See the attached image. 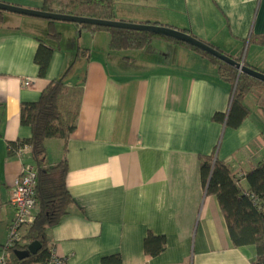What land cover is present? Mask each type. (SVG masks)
<instances>
[{"label": "crops", "instance_id": "crops-1", "mask_svg": "<svg viewBox=\"0 0 264 264\" xmlns=\"http://www.w3.org/2000/svg\"><path fill=\"white\" fill-rule=\"evenodd\" d=\"M0 1L31 9L43 3ZM112 9L111 20L187 30L264 73V45L249 41L264 34V0H115ZM79 25L55 21L60 38L54 41L46 19L3 12L0 252L15 214L11 186L22 163L33 164L31 153L21 160L9 148L31 136L20 121L21 105L37 101L72 64L66 87L83 79L65 152L73 203L47 229L49 249L66 264H253L256 247L232 245L218 201L202 185L200 165L202 157L213 156L247 188L242 175L264 161V86L244 97L247 116L228 127L213 116L227 114L231 85L194 49L156 37L121 53L110 48V31ZM41 41L52 49L43 76L34 59ZM81 49L87 53L79 55ZM45 145L48 162L58 163L64 141L49 138ZM149 233L165 238L155 256L144 251Z\"/></svg>", "mask_w": 264, "mask_h": 264}, {"label": "trees", "instance_id": "trees-1", "mask_svg": "<svg viewBox=\"0 0 264 264\" xmlns=\"http://www.w3.org/2000/svg\"><path fill=\"white\" fill-rule=\"evenodd\" d=\"M114 1L43 0L40 9L54 13L111 20ZM2 21L3 12L0 11V25ZM47 21L49 26L48 38L54 41L59 40L60 34L55 31L53 26L55 21ZM79 26L92 31H110V48L115 51L142 49L156 37L187 45L194 49L214 64L219 76L231 85V100L227 114L215 113L213 116L214 120L225 121L228 127H238L247 116L248 109L243 104L244 97L255 88L264 86V83L247 74H238L231 65L181 41L144 31L85 24ZM182 31L188 32L187 30ZM249 41L252 44L264 45V34L251 35ZM51 52V47L46 46L41 41L34 58L39 67L38 73L41 76L47 69ZM85 53L87 50L81 49L79 55ZM235 59L240 60V58ZM244 65L251 67L246 62ZM71 66L72 64L62 76L49 82L37 101L21 105L20 121L23 125L29 126L31 136L27 140L10 143L9 148L14 151L19 144H27L30 147L32 165H34L37 173L35 196L37 211L23 237V241H26L27 244L24 246L17 244L11 247L9 251L12 252L16 248L25 249L29 243L34 241L39 242L41 248L36 254H31L23 260L17 259L12 253L11 259H9L6 254L9 264H41L49 253L47 229L59 224L73 203L65 182L67 172L65 152L68 138L75 128L83 79L73 83L71 89L67 90L66 75ZM49 138L62 139L65 143L64 155L56 164H50L47 160L45 141ZM200 172L206 193L216 197L222 210L232 245L234 247L255 246L256 259L253 264H264V161L257 162L242 175L247 185L246 189L240 184V178H236L232 173L230 166L223 161L214 159L213 156L201 158ZM164 247V236H155L149 233L144 238V251L150 256L159 254L164 250ZM104 262L107 260L104 259Z\"/></svg>", "mask_w": 264, "mask_h": 264}, {"label": "water", "instance_id": "water-1", "mask_svg": "<svg viewBox=\"0 0 264 264\" xmlns=\"http://www.w3.org/2000/svg\"><path fill=\"white\" fill-rule=\"evenodd\" d=\"M0 11L32 16V17H37L52 21L69 22V23L85 24V25L108 27V28H119V29L133 30V31H144L155 35L164 36L167 38L184 42L192 47H195L215 57L216 59L231 65L237 70L238 74L241 73L247 74L253 77L254 79L264 83L263 72L258 71L257 69H254L252 67H248L244 65L241 60H236L230 55H227L222 51H219L218 49L211 46V44L202 41L196 36L171 26L81 17V16L69 15L64 13L48 12L41 9L25 8L19 5H14L2 1H0ZM40 248H41L40 243L34 241L29 243L25 249H15L14 255L16 256L17 259L23 260L31 254L33 255L36 254Z\"/></svg>", "mask_w": 264, "mask_h": 264}, {"label": "built area", "instance_id": "built-area-1", "mask_svg": "<svg viewBox=\"0 0 264 264\" xmlns=\"http://www.w3.org/2000/svg\"><path fill=\"white\" fill-rule=\"evenodd\" d=\"M28 79L23 81V85H29ZM15 155L21 160L30 153V147L27 144H19L14 149ZM36 184L37 173L34 165L31 163H22L19 175L14 180L9 202L14 208V219L7 229V238L2 247L0 255V264H9L6 254L11 247L20 244L24 237V229L29 228L34 219V209L36 208ZM41 264H66V258L58 255L54 250L49 249V253Z\"/></svg>", "mask_w": 264, "mask_h": 264}, {"label": "rangeland", "instance_id": "rangeland-1", "mask_svg": "<svg viewBox=\"0 0 264 264\" xmlns=\"http://www.w3.org/2000/svg\"><path fill=\"white\" fill-rule=\"evenodd\" d=\"M246 51L247 49H243V53L241 54L243 57L246 55ZM121 53H125L124 51H121ZM127 53V52H126ZM71 88L70 87H67V90H70ZM263 100H264V96H262ZM261 98V99H262ZM6 238H7V233H6ZM6 238H5V241H6ZM2 252H0V255H1Z\"/></svg>", "mask_w": 264, "mask_h": 264}]
</instances>
